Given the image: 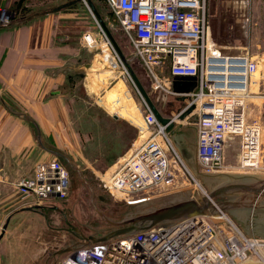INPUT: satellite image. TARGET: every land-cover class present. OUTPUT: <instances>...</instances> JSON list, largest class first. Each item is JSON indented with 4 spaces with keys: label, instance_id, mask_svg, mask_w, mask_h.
Here are the masks:
<instances>
[{
    "label": "built area",
    "instance_id": "built-area-1",
    "mask_svg": "<svg viewBox=\"0 0 264 264\" xmlns=\"http://www.w3.org/2000/svg\"><path fill=\"white\" fill-rule=\"evenodd\" d=\"M103 1L154 88L160 94H180L187 101L179 113L185 112L182 121L195 124L201 170L221 171L228 143L234 141L240 171L264 173V121L246 118L257 62L248 54H225L217 48L210 36L206 0ZM11 16L0 6V27L8 25ZM82 40L89 49L102 42V50L115 58L101 26L100 32H87ZM175 76H195L196 85L190 92L176 93L172 89ZM178 114L168 118L178 124ZM142 118L144 125L134 150L103 182L111 193L130 196L150 189L168 191L177 175L173 162L191 175L165 126L149 108ZM68 189L69 172L58 158L40 161L33 177L16 184L19 198L30 207L51 198L64 199ZM255 244L261 249L264 239L245 236L223 211L92 242L66 253L57 264H244Z\"/></svg>",
    "mask_w": 264,
    "mask_h": 264
},
{
    "label": "rangeland",
    "instance_id": "rangeland-1",
    "mask_svg": "<svg viewBox=\"0 0 264 264\" xmlns=\"http://www.w3.org/2000/svg\"><path fill=\"white\" fill-rule=\"evenodd\" d=\"M28 1L31 0H0V5L8 9L11 14H15L29 10L33 3ZM79 1L90 15L93 32H100V25L89 7V2ZM100 1L93 5L145 90L151 99L156 101L159 90L154 88L152 80L138 63L132 46L121 30L116 17L105 3ZM206 18L210 36L217 48L225 54H248L256 60L258 69L250 79L246 118L264 121V0H206ZM101 43L99 42L96 48L89 50L85 46L87 50L83 54V60L91 68L86 74L83 73V76L75 75L74 81L68 82L63 87L73 120V128L79 136L74 161L71 165L67 163L68 194L64 199L51 198L40 206L30 207L32 213L11 224L8 237L0 242V264H57L66 254L60 250L75 246L82 241V236L94 233L90 227L100 228L107 223L100 213L110 218L119 214L121 207L131 202L194 186L200 193L206 190L173 140L172 144L176 152L190 170L191 175L179 163H171L177 175L175 183L168 188V191L150 189L125 196L120 193H111L103 187L104 180L120 164L108 165L104 162L110 159L114 149L119 148L121 141L118 139H128L131 149L127 156L134 150L135 143L139 140H137L138 131L133 140L131 126L112 122L107 111L118 113L119 109L124 108L120 114L132 120L139 129L144 125L142 116L148 108L117 53L112 49L111 55L115 58H111L108 51L102 50ZM109 59H112L111 64ZM160 95H164L165 98L163 99ZM160 95L157 106L165 116H176L187 103L180 94ZM177 121L182 126H195L193 121H182L179 118ZM104 123L109 130V135L116 136V140L105 144L102 136L101 155L97 156L94 148L98 145V140H92L93 153L91 154L89 153L91 151L89 137L93 138L98 133V125L103 127ZM196 131L195 127L197 150ZM237 155V143L229 142L225 152V167L217 172L254 173L240 171ZM196 163L197 171L203 172L197 159ZM224 212L228 215L226 211ZM255 238L264 239L263 237ZM258 247L260 248V245ZM248 254L249 259L258 261L257 264H264V247L249 251Z\"/></svg>",
    "mask_w": 264,
    "mask_h": 264
},
{
    "label": "crops",
    "instance_id": "crops-1",
    "mask_svg": "<svg viewBox=\"0 0 264 264\" xmlns=\"http://www.w3.org/2000/svg\"><path fill=\"white\" fill-rule=\"evenodd\" d=\"M30 2L33 6L27 7L29 10L12 14L10 23L0 27V242L8 237L12 223L32 213L19 198L16 184L33 177L40 161L59 158L66 167L74 161L79 136L63 87L91 68L83 60L87 49L82 36L93 32V26L82 3ZM119 111H107L110 120L129 124L134 140L137 131L139 135L138 126L120 114L124 108ZM97 132L89 137V153H93L92 140H98L94 150L100 156L102 136L105 144L113 143L116 136L109 135L106 123L98 125ZM118 140L119 148L113 145L110 159L104 161L108 165L121 163L131 149L127 138Z\"/></svg>",
    "mask_w": 264,
    "mask_h": 264
},
{
    "label": "water",
    "instance_id": "water-1",
    "mask_svg": "<svg viewBox=\"0 0 264 264\" xmlns=\"http://www.w3.org/2000/svg\"><path fill=\"white\" fill-rule=\"evenodd\" d=\"M87 1L106 37L127 68L145 104L158 122L165 126L176 147L206 188V192L201 194L194 186L128 203L121 207L119 214L110 218L100 213L107 221L105 225L100 228L90 227L94 233L82 236L80 243L66 247L60 252L67 253L92 242L107 241L122 235L168 226L190 216L210 215L223 211L228 213L245 236L264 238V174L197 171L195 126H181L179 123L177 125L161 113L157 106L160 93L156 101L151 99L97 9L93 3ZM195 85V76H175L172 80V89L176 93L190 92ZM161 97L165 98L164 95ZM190 109L191 106L186 113ZM184 116L185 112L178 114L180 120ZM5 227L6 225L3 230Z\"/></svg>",
    "mask_w": 264,
    "mask_h": 264
},
{
    "label": "bare ground",
    "instance_id": "bare-ground-1",
    "mask_svg": "<svg viewBox=\"0 0 264 264\" xmlns=\"http://www.w3.org/2000/svg\"><path fill=\"white\" fill-rule=\"evenodd\" d=\"M239 172H240V171H239ZM205 192H206V190H204L201 194H204ZM258 245H259V244H255V245H254L255 248H254V246H253V248L255 249V251H256V249H259ZM250 263H252V264H257L258 261L251 260V259L248 258L244 264H250Z\"/></svg>",
    "mask_w": 264,
    "mask_h": 264
}]
</instances>
